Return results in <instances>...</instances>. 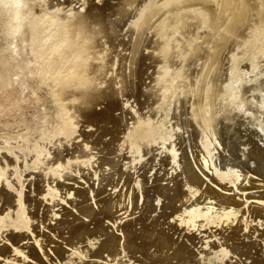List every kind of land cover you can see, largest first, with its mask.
Masks as SVG:
<instances>
[{
	"label": "rangeland",
	"instance_id": "374dc122",
	"mask_svg": "<svg viewBox=\"0 0 264 264\" xmlns=\"http://www.w3.org/2000/svg\"><path fill=\"white\" fill-rule=\"evenodd\" d=\"M80 1L64 0L60 12L62 13L65 10L67 14L77 11L86 13L87 6L85 5L88 3L83 2V0ZM135 1L111 0V7L106 5L102 12H104L103 17L108 20V23H106L110 28L107 41L111 46H117L115 48H118V45L121 46V39L125 37L124 33L126 35L127 31L133 28L134 24L136 27L137 23V32L127 45L129 50H125V53L130 54L126 63V71L132 78H130L133 80L132 82L136 80L135 76L140 72L138 58L143 52V44L146 45L150 41L151 31L153 28L158 27L157 24L159 25V31L156 35L153 34L154 37L157 38V34L163 32L159 34L162 37L159 36L158 38L162 39L166 47L171 49L173 56L171 53V57L164 54L163 57L165 58L162 57L163 61L161 60L158 64L161 65L159 67L161 70L164 68L162 72L172 70L162 73L161 77H155L158 74L156 71L158 68H155L156 70L153 67L148 68V71L157 74L152 73L153 76L150 71L146 70L147 74L144 76L146 82L141 81L144 89L145 87L149 89L152 85L154 89L155 86H163L162 98L159 100L163 108L158 103L159 116L158 114H155L157 117L153 115L154 120L159 119L154 126V128L156 127L153 130L154 136L152 129L148 133L140 132L136 138H133L135 139L133 143L143 140L146 137L145 133L147 135L150 133L155 141L153 140L150 143L151 145L149 144L145 149L142 148L137 151L134 149L135 154L139 153L140 150L145 151L141 155L142 160L133 167L123 168L116 172L115 167L112 168L109 164L99 162L96 165L97 174L91 170L82 174L65 175L54 182L50 176L39 175L38 171L40 170L33 168V172L32 167L29 169L30 171L26 170L28 168L25 166L27 160L34 158V152L36 151L35 149H26L23 155L19 146L16 145V151L21 156L18 162L15 161L14 164H19L21 170L25 169L28 172L25 171V175L28 174L27 179L24 181L25 195L27 198L30 197L27 204L35 220L33 233L25 232L26 239L20 240V244L33 241V236L36 235V237L43 239L42 243L48 244L49 247L53 246L57 250L54 251L55 254L48 256V260L45 259L44 263L40 264H221L222 260L214 254L219 253L220 248L224 246V227L221 228L223 223L199 217L195 225L188 226L181 223L178 218V215L182 214L184 209L187 208H204L210 204L216 208L223 205L222 201L224 199L215 192L212 194L211 191L216 186V182L208 181L202 173V170L209 173L204 165L205 159L209 158V153L214 154L211 160L218 167L238 170L241 177L237 185L242 187L246 185L249 187L246 191L264 194V11L262 10L264 0H260L261 2L250 0L253 9H255L253 10L254 13L252 11L247 16L248 18L246 17L244 23L241 21L243 25L241 22L237 23V28L231 32L233 35H230V39L226 40L222 49L220 47L215 48V43L225 31L222 28L226 29L227 27L228 19L225 20V18L231 16L229 19L232 18L231 20H233L237 18L235 13L223 14L211 24V20L208 18L209 12L203 5L176 3L166 6L165 9L163 8L164 15L166 12V15L163 16L164 19L162 14L154 16L153 20H148L146 17L141 18V13H147L149 9L147 6L150 7L156 2L159 3L160 0ZM94 2L100 5L103 4V0H94ZM51 3H53L52 0H23L21 9L26 18L23 27L14 34L10 26L11 20L8 8L10 6L7 5L6 0H0V146H4V144L11 146L16 143L35 146L47 138L54 139L52 134L56 136V133H58L56 131L61 129L59 126L64 127L66 125L65 117L67 118V116H61V103L58 102L47 85L40 83L41 79H49L53 71H59L63 74L67 68L68 72L66 63L55 64L53 52L49 58L47 57L46 62H43L40 57L41 53L46 56L61 36L60 32L54 28L55 25L51 28L49 22H43L47 19L44 13L54 11ZM192 5L195 7H192ZM180 6L182 8L178 9ZM198 7L199 9H197ZM191 8L196 10L194 11ZM258 8H261L262 13L259 12ZM177 11L180 13L179 15ZM65 12L63 11L62 14H66ZM205 12H208V15ZM30 13L37 16L32 23L29 22V16H27ZM260 13L263 16L261 15L258 18L257 16ZM193 16H196L197 20L199 19L198 23ZM168 18L171 19L169 23ZM160 19L162 21L161 25L158 23ZM179 19L183 20L182 23L181 21L178 22ZM195 20L197 24H194ZM174 21L177 23H174ZM224 21L225 25L223 24ZM192 23L195 25L193 31L191 30ZM154 24L156 25L154 26ZM184 25L185 28H182ZM177 27L181 29L179 30ZM208 29H211L212 32ZM35 32L38 33V39H35ZM140 32L144 34L141 35ZM179 33L183 34L181 37L185 36V39L181 38ZM220 33L221 35H219ZM232 37L236 41H232ZM192 38L197 40L193 41ZM189 44L192 45L189 46ZM190 47L191 50H189ZM175 48L178 51L183 48L184 50H181V52L184 56ZM193 49L196 51L195 54ZM57 53L61 58V52L58 51ZM172 57L176 58L172 60L173 62H170ZM208 63L209 65H207ZM59 64L62 65L59 67L57 66ZM44 65L50 67V73L43 71ZM55 66L57 67L55 68ZM174 73L177 77L179 73L181 75L177 79ZM148 74L152 76L147 77ZM196 74L194 80L200 87L210 86L215 90L214 93L217 92L214 94L215 97L214 95L211 96V100L207 98L202 103L203 105H200L199 109L201 111L196 109L199 106L198 99L188 94L191 91V82L194 81L192 79L193 75ZM148 82H151L150 86ZM163 83L166 84V87ZM120 85L122 86V84ZM165 89L168 90L165 91ZM170 90H173L171 91L172 95L169 92ZM163 94H165V97H163ZM217 95L218 97H216ZM216 100H219L218 104ZM152 102L154 101H150V105H153ZM163 103L165 104L163 105ZM214 104L215 106H213ZM201 107L203 108L201 109ZM147 108L143 111H147ZM213 108L215 111H213ZM202 110L207 111L202 112ZM192 112L199 114L195 116L196 114ZM204 115L209 120L212 119L210 121V125H212H209L210 127L205 125L199 127L198 124V128H194L193 121L196 119L197 122L195 123L200 122V118L204 119ZM128 117L130 116L128 115ZM138 137L141 138L138 140ZM158 137H161L160 141ZM25 138H27V141ZM18 139L22 141L19 140L18 142ZM169 145L178 149V161L173 159L172 154L174 153H171L173 148ZM49 146H52V144H49ZM31 151H33L32 155ZM2 153L7 156L9 154L6 150H3ZM8 158L11 159V154ZM33 158L30 160L31 162L28 161L30 166L33 165ZM12 165L8 167L10 171L15 170ZM197 174L198 179H196ZM14 176L15 174H12L10 178L16 186H20ZM48 182L56 184L60 188V196L56 200H52L50 196H45ZM221 182L228 188L223 190L220 188L221 192L229 190L235 193L236 189L232 183ZM216 188L219 190V187L216 186ZM8 191L6 197L1 200L6 210L14 209L17 204L15 191L13 189ZM69 192H72V194L69 195ZM175 194H177L176 197ZM88 205L94 207L93 213L86 210ZM239 218H244L245 222L249 224V231L246 232L248 237L245 240L254 243L259 250L264 251V240L262 239L264 216H250L248 213L243 215L240 212ZM127 224H130L132 230L136 233L132 239L129 237L130 233L127 232ZM20 231H24V229ZM20 231L16 230V232ZM121 231L124 236H114V233L118 234ZM12 233L11 229L1 230L0 243L6 242V237L11 236ZM142 234L148 235V238H144L141 236ZM160 239L164 240L163 244L158 241ZM207 241H209V244ZM227 242L231 245V252L223 261L227 264H243L249 250L242 243L233 242L231 239H227ZM5 244L0 246V251L14 257L15 252L12 250L11 245L7 244L5 246ZM27 250H31V248H27ZM20 262L22 263V261ZM26 263L39 264L36 260L34 262L26 260Z\"/></svg>",
	"mask_w": 264,
	"mask_h": 264
},
{
	"label": "bare ground",
	"instance_id": "6f19581e",
	"mask_svg": "<svg viewBox=\"0 0 264 264\" xmlns=\"http://www.w3.org/2000/svg\"><path fill=\"white\" fill-rule=\"evenodd\" d=\"M52 1H53V3H51V7L53 8L54 11L45 12L44 16L47 17V19L44 20L43 22H47V23L49 22V26H51V28H52V26L55 25L54 28H56L58 30V32H60L61 36H60V40L57 43L55 42L56 44H54V45L52 44L53 45V47L51 48L52 51L50 50V52L47 53L48 55L46 54V56L43 55L44 53L43 54L41 53L40 57L43 59V62H46L47 57L49 58L51 53L53 52L54 53L53 54V60L55 61V64L60 63V62L66 63L68 65V72H67V68H66V72H64L63 74L59 71H53V72H51L52 76L49 79H46V80L41 79L40 83L42 85H47L50 88V91L57 98L58 102L61 103V108H62L61 116H63V117L67 116V118L65 117L66 125L64 123V125H65L64 127L59 126L61 128L60 130H58L59 129V127H58V129H57L58 131H56L58 133H56V136L52 134V137L54 136V139H50V138L46 139L45 138L46 140H43L41 143H37L38 145H35V146L19 145V143H16L15 145L12 144L11 146H8L9 144L8 145L4 144V146L3 145L0 146V231L1 230L3 231V229H6V230L11 229L13 231L11 236L6 237L7 238L6 242L4 241L3 243H0V246L7 243V244L11 245L12 250L15 252L14 253L15 256L10 257L9 254H6L5 252L0 251V263H5V264H25L26 260H29L31 262H34L36 260V262H38L40 264V263H44L45 259L48 260L49 255L52 256V254H55L56 252H54V251H57L53 246L49 247L48 244L42 243L43 239L36 237V235L33 236V241H31V242L27 241V242H23V244H20V240L26 239L25 234H24L25 232L33 233L32 232L34 229L33 225L35 223V220L33 219L34 216L30 213L29 208H28V204H27V200L30 199V197L27 198L25 195L26 191H25L24 181L28 177V174L25 175L26 170L30 171L29 169L31 167H32L31 169L35 168L37 170H40V171H38L39 175L43 174L45 176H50L54 182L58 178H62L65 175L82 174L86 171H91V170L94 171L95 174H97L96 165L99 162L101 164H109L112 168L115 167L116 172L120 171L123 168L133 167L136 165L137 162L142 160L141 155L145 151V150L144 151L140 150V151H138L139 153H137L139 155H137V154H135L136 152L134 151V149H136V151L138 149H142V148L145 149L154 140L152 135H150V133H149V135H147V133L152 131V134H153V130L156 128V127L154 128V126L159 121L158 118H156V120H154L153 117L155 116V114H158V116H159V110H158L159 105H158V103L160 104L159 100L162 98L163 86L156 87L154 85L155 86V89H154V88H152V86H153L152 85L151 86L152 89L151 88L146 89V87L144 89V87H142V82H141V81L146 82V78H144V76H146L145 74H147L146 72L148 71L147 70L148 68H151V67H153L154 69L158 68V70L155 69L158 74L156 72H152L153 74L154 73L157 74V76H155V77H159V76L161 77L162 73L165 72V71L162 72V70H164V68L161 70L159 68L161 65L159 66L158 63L161 62L164 54L170 55L171 49L166 47V45L164 44L162 39L158 38L159 36H161L159 34H162L163 32L157 34L158 39L154 37L153 34L156 35V33L159 31V29H158L159 25L157 24L158 27H155L153 29L150 28V29H152V31H151L152 36L149 37V39L150 38L151 39H150V41H148L149 43L147 42L146 45H144L145 43L143 44V52L141 55H139V58H138V62L140 64V72L136 74V76H135L136 80H134V82H132L133 81V80H131L132 78L128 75V73L126 71V63L128 62L127 60L129 59L130 54L125 53V50L126 51L129 50L127 45L132 40L133 35L137 32V23H136V27L134 24L133 28L129 29V31H127L126 35L124 33L125 37L121 39V43H120L121 46L119 47V45H118V48H115L117 46L113 47L107 41V39L109 38V35H110V28L107 25L108 20L103 17L104 12H102V9L106 5H109L111 7V0H103L102 5L96 4L94 2V0H83V2L86 1L88 3L87 5H85V6H87L86 7V9H87L86 13H80L77 11V12H71L69 14H67V12H65V10H63V11L66 14H62L63 11H62V13L60 12V10H62L61 4L64 3L63 2L64 0H52ZM6 2H8L7 5L10 6V7H8L9 11H10V20H11L10 26H11V30L15 34V32H17L18 30L20 31V29L23 27L24 19L26 18L25 13L21 9L23 6V0H6ZM135 2H137V0ZM251 2L252 1H250V0H160L159 3H157V2L154 3L155 5L149 4L150 7L147 6V4H146V6L149 9H148L147 13H141V15H142L141 18L146 17V19L148 18V20H149V19L155 18L156 15H162V14H163L162 15V17H163L166 15V12H165V15L162 12L163 8L165 9L166 6L173 5L176 3H186V4L190 3V4H195V5H198V4L203 5L206 8V10L209 12L208 18H210L211 24H212V22L217 20L223 14H226V13H230V14L233 13L234 14L235 13L237 18H235L233 20H231L232 18L229 19L231 16L229 18H225V20L228 19V24H227L226 29L222 28V30H225L224 33L222 34V36L219 37L217 34V36L220 39L218 41H216L215 48L220 47V49H222L224 47L226 40L230 39V35H233V34H231V32H233L237 28V23H239L241 21H243V23H244L245 19L248 18L247 16L250 13H252L253 10H255V9H253ZM70 3H71V1H70ZM256 5H257V3H256ZM258 5H259V3H258ZM70 6H71V4H70ZM193 6L194 5H192V7ZM259 7H262V6H259ZM181 8L182 7L180 6L178 9H181ZM191 9L194 10V8H191ZM197 9H199V7ZM258 9L260 10L259 12H261L262 10L264 11V8H262V10H261V8H258ZM167 10H169V9H167ZM183 10H185V9H183ZM189 10H190V7H189ZM141 11H144V10H141ZM196 12H194V13H196ZM259 12H258V14H259ZM169 13H170V11H169ZM198 13H200V12H198ZM207 13L205 12V14H207ZM253 13H254V11H253ZM261 13H260V15L257 16L258 18H259V16L262 15ZM177 14L179 15L180 13L178 12ZM205 14H202V15L204 16ZM175 15H174V17H175ZM199 15H201V14H199ZM207 15L205 16L206 19H207ZM27 16H29L28 20L31 23L34 22L35 18L37 17V16L33 15L32 13L28 14ZM159 17L161 18V16H159ZM183 18H185V17H183ZM189 18H191V17H189ZM193 18H196V16H193ZM161 19L159 20L160 22L157 21L159 24L163 21L164 17H163L162 21H161ZM37 20H39V19H37ZM170 20L171 19H169L168 23L170 22ZM187 20H189V19L187 18ZM196 20H197V18H196ZM196 20H195L194 24H197L199 22V19L197 20V23H196ZM200 20L202 21L203 19L201 18ZM204 20H205V18H204ZM229 20H231V21H229ZM138 21H136V22H138ZM176 21H177V19H176ZM179 21H181V20L179 19L178 22ZM182 21H181V23H182ZM253 21H255V20H253ZM257 22H259V21H257ZM174 23H177V22L174 21ZM194 24L191 25L192 31H193V28L195 26ZM203 24H204V22H203ZM223 24L225 25V21ZM241 24H242V22H241ZM253 24H254V22H253ZM155 25L156 24H154V26ZM185 25H186V23H185ZM185 25L182 28H185ZM204 25L206 26L207 24H204ZM144 27H145V25H144ZM207 27H208V25H207ZM177 28H179V27H177ZM196 28H198V27L196 26ZM180 29L181 28H179V30ZM211 29H213V28H211ZM238 29H240V28H238ZM146 30H147V28H146ZM173 30H175V29H173ZM204 30H206V29H204ZM182 31H181V33H182ZM217 31H219V30H217ZM13 32H12V34H13ZM55 32H57V31H55ZM175 32H177V31H175ZM195 32H196V30H195ZM210 32H212V31H210ZM181 33H179L180 37L183 36V34H181ZM140 34L143 35L144 33L140 32ZM185 34H187V33L185 32ZM190 35H189V37H190ZM219 35H221V33ZM167 36H168V34H167ZM194 36H196V35H194ZM198 36H200V35H198ZM239 36H240V33H239ZM184 37H181V38L185 39ZM212 37H214V36H212ZM234 37H236V36H234ZM196 38H197V36H196ZM263 38H264V36H263ZM35 39H38V33L37 32H35ZM35 39H33V40H35ZM41 39H43V38H41ZM187 39H188V37H187ZM189 39H191V38H189ZM194 39H193V41L197 40V39H195V40ZM147 40H145V41H147ZM179 40H180V38H179ZM199 40H200V38H199ZM233 40L236 41V39H234V38L232 39V41ZM193 44H194V42H193ZM190 45H192V44H189V46ZM171 47L173 48V46H171ZM184 47H186V46H184ZM43 49L45 50V48H43ZM191 49L192 48L190 47L189 50H191ZM181 50H184V49L182 48ZM181 50H179V51L181 52ZM58 51L61 52V58L57 53ZM193 51H195V50L193 49ZM195 53H196V51L194 52V54ZM260 54H261V52H260ZM171 55H172V53H171ZM171 55H170V57H171ZM181 55L184 56L182 52H181ZM187 55H188V53H187ZM175 56H176V53H175ZM176 57H174V58H176ZM163 58H165V57H163ZM174 58L173 57H172V59L170 58V62H173L172 60ZM184 58H187V57H184ZM166 61H167V59H166ZM60 65H62V64H59L57 66L60 67ZM67 65H66V67H67ZM207 65H209V63ZM210 65H211V63H210ZM47 66L48 65L43 66V71H45V72L50 71V69H49L50 67H47ZM57 66H55V68ZM63 66H64V64H63ZM206 67H208V66H206ZM64 68H65V66H64ZM153 68H152V70H153ZM169 70H166L165 73H167V71H169ZM173 70H175V69L173 68ZM150 73H151V71H150ZM177 73H178V71H177ZM151 74H148L147 77L149 75L150 76L153 75V74L152 75ZM180 75L181 74L179 73V76ZM167 76H168V74H167ZM196 76H197V74L193 75L192 79L194 80L196 78ZM176 77H177V75H176ZM178 77H177V79H178ZM151 78L153 79L154 77H151ZM143 79H145V80H143ZM154 79H156V78H154ZM148 80H149V78H148ZM198 80H199V78H198ZM198 80H197V82H198ZM151 81H153V80H151ZM195 81L196 80L191 82V88H190L191 91L188 92V94H190L191 96L196 97L198 99V105L199 106H197V108H196L198 110L200 105L204 101H206L207 98L208 99L210 98V100H211V96H213L217 92L214 93L213 91H215V90H213V88L210 86H206V87L201 86L200 87L199 84L196 83ZM145 82H143V83H145ZM148 83L150 86L151 82H148ZM119 84H122V86L121 85L119 86ZM163 84H165V83H163ZM146 85H144V86H146ZM149 86H147V87H149ZM165 87H166V84H165ZM176 87H178V86L176 85ZM167 90L168 89H165V91H167ZM171 91H173V90H170L169 92H171ZM164 95L165 94H163V97H165ZM171 95H172V92H171ZM143 97H145V98L143 99ZM166 97H167V95H166ZM214 97H215V95H214ZM214 97H212V98H214ZM216 97H218V95ZM168 98H170V97H168ZM149 99H152L150 101H154V102H152L153 105H150ZM162 101H163V99H162ZM218 101H217V104H218ZM164 104L165 103H163V105ZM208 104H209V102H208ZM191 105H193V104H191ZM160 106H161V104H160ZM194 106H192V107H194ZM213 106H215V104ZM177 107H178V105H177ZM212 107H210V108H212ZM145 108H147L148 110L143 111V110H146ZM161 108H163V106H161ZM202 108L203 107H201V109ZM222 110H223V108H222ZM163 111H164V109H163ZM206 111L202 110V112H206ZM213 111H215L214 108H213ZM224 112H226V111L224 110ZM230 112H229V114H231ZM195 114H196L195 116H197L199 113L198 114L195 113ZM226 114H227V112H226ZM128 115L130 117H128ZM214 115H216V114H214ZM122 116L125 118H123ZM200 116H201V114H200ZM230 116H232V115H230ZM155 117H157V116H155ZM206 117L207 116H205L204 119L200 118V122H198V123H195V122H197L195 119L196 117L195 118L193 117L195 119L193 121L194 128L195 127L198 128L199 125H200L199 127H201V125L209 126L210 121H212V119L209 120ZM208 117H210V116L208 115ZM211 117H212V114H211ZM161 118H162V116H161ZM160 121L162 122V120H160ZM214 121H216V120H214ZM164 122H165V120H164ZM189 122H190V120H189ZM184 125H185V123H184ZM149 130H151V131H149ZM209 131H210V129H209ZM140 132H147V133H145L146 137L143 140H140V142H138V143H133V141L135 140L133 138H136L137 134ZM213 132H211V133H213ZM48 133H50V132H48ZM209 134H210V132H209ZM47 136H48V134H47ZM140 136H142V135H140ZM153 136H154V134H153ZM24 137H26V136H24ZM203 137H205V136H203ZM213 137H215V136H213ZM27 138H28V136H27ZM27 138H25L26 141H27ZM139 138H141V137H138V140H139ZM160 138H159V141H160ZM197 138H198V136H197ZM19 140H20V142L22 141L21 139H18V142H19ZM205 140H206V138L204 139V141ZM213 140H214V138H213ZM163 141H164V139H163ZM201 141H203V140L201 139ZM210 142H211V140H210ZM162 143H164V142H162ZM49 144L50 145L52 144V146H49ZM16 145L19 146V148L23 152V155H24V150H26V149H31V150L35 149V151H36V152H34L35 157L34 158L32 157L34 159L33 165L30 166L28 164V161H30L32 158L30 160L28 159L27 162L25 160V162H26L25 166L28 167L26 170L25 169L21 170L19 164H16V165L14 164L15 161L18 162V160L21 156L16 151ZM171 145H169V146H171ZM212 146H213V144H212ZM51 147H52V149H51ZM167 148H168V146H167ZM3 150H6L7 154L8 153L11 154V159L8 158L9 154L7 156V155H4L2 153ZM177 150L178 149L176 147H174L171 150L172 151L171 153H174V154H172V157L175 161H178L177 156L179 155V151H177ZM133 151H134V153H133ZM32 152L33 151H31V155H32ZM28 155H30V154H28ZM208 155H209V158L205 159L204 165L209 170L210 174L204 170H202V173L206 176L208 181H211V182L213 181L214 183L216 182L215 185L217 187H219V190H218V188H216V186H214V188H212L211 191H212V194H213V192H215V194L217 193V195L221 196L224 199L222 201L223 205H219L218 207L215 208L214 205L210 204L209 206H206L204 208H195V209L194 208H187V209H184V212L182 214L178 215L180 222L185 223L188 226H192V225L196 224V221L199 217H203L206 219H211L212 221L217 222V223H223L221 228L224 227V232H223V234H225V236L223 237L224 246L220 248L219 253L214 254V256H216L217 258L222 260L221 264H227L225 261H223V259H225L229 255V253L231 252V245L227 242V239L228 240L231 239L233 242L242 243L249 250L248 255H247L245 262L243 264H264V251L259 250L254 243L245 240L248 237L246 235V232L249 231V224L247 222H245L244 218H239L240 212H242L243 215L248 213V215H250V216L251 215H258V216L263 215L264 216V194L263 193H255V191H246V189L249 187H247L246 185H245V187L237 185L239 180H240V177H241V174L238 172V170H232V168L218 167L216 165V163L211 160V158L214 156V154L209 153ZM12 164H14V165H12ZM10 165H12V167H14L15 170L10 171V169L8 168ZM199 169L201 170V168H199ZM33 172H34V169H33ZM9 173H10V175L15 174L14 177L20 183V186H16L13 183V180L10 178ZM31 174H32V172H31ZM35 177H36V175H35ZM196 179H198V174L196 175ZM218 180H219V182H218ZM221 181H227L228 183H232L236 189L235 193H233L229 190H225V191L221 192L220 188L222 190L228 189L227 187H225V185L222 184ZM189 188H191V187L189 186ZM192 188H193V186H192ZM9 189H13L15 191V196H17V199H16L17 204H16V207L14 209L6 210V208L4 207L1 200L4 199L6 197V195L9 193V191H8ZM59 190H60V188L56 184H51L48 182L46 185L45 196H50L52 200H56V198H58L60 196ZM71 194H72V192H69V195H71ZM176 195L177 194H175V197H176ZM28 201H30V200H28ZM95 205H96V207H98V205L96 203H95ZM86 210L88 212L93 213L94 207L88 205ZM121 219H122V217H121ZM115 222L117 223V220ZM260 224L262 225V223H260ZM126 226H127V232L130 233L129 234L130 239L134 238L136 235L135 231L132 230L130 224H127ZM23 229H24V231H20ZM16 230H19L20 232H16ZM121 230H123V229H121ZM116 233H117V231H116ZM116 233H114V236H120V235L124 236L122 231L120 233L118 232V234H116ZM137 234H140V233H137ZM141 236H143L146 239L148 238V235H146V234H142ZM17 238H19V239L16 240ZM262 239L264 240V230L262 232ZM158 241L162 244L164 243L163 239H160ZM207 242L209 244V241H207ZM7 244H5V246H7ZM126 244H128V242H126ZM26 247L31 248V250H27ZM20 257H22V259H20ZM20 261H22V263ZM26 264H29V263H26Z\"/></svg>",
	"mask_w": 264,
	"mask_h": 264
}]
</instances>
